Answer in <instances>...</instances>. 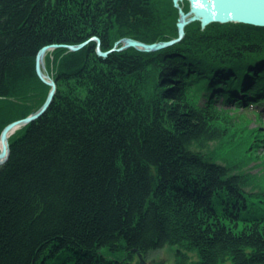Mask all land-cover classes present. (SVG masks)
<instances>
[{
    "label": "trees",
    "instance_id": "1",
    "mask_svg": "<svg viewBox=\"0 0 264 264\" xmlns=\"http://www.w3.org/2000/svg\"><path fill=\"white\" fill-rule=\"evenodd\" d=\"M178 20L173 0H0V133L46 100L43 46L171 40ZM186 27L153 52H47L54 101L0 165V264H144L172 244L178 264H264V182L245 168L264 133L241 115L264 101V27Z\"/></svg>",
    "mask_w": 264,
    "mask_h": 264
},
{
    "label": "water",
    "instance_id": "2",
    "mask_svg": "<svg viewBox=\"0 0 264 264\" xmlns=\"http://www.w3.org/2000/svg\"><path fill=\"white\" fill-rule=\"evenodd\" d=\"M173 1L174 6L179 9V20L177 23L179 35L174 37V39L148 43L131 36L122 37L118 40L115 46L108 51L102 50V42L98 36L89 38L87 41L76 45L54 43L43 46L36 55V67L39 77L50 85L51 89L45 98V102L36 109L35 112H32L24 118L15 119L3 128L0 133V165H3L10 157L11 145L9 140L14 132L44 115L54 101L58 88L56 79H54L47 71L46 54L48 51L60 47H68L70 50L76 51L87 45L88 41L96 40V42H98L97 52L104 57H107L112 51L125 50L131 47H135L140 51L153 52L155 50H161L165 47L175 45V43L184 40L186 26L197 20L201 22V27L203 29H206L207 25L211 23L218 22L222 24L241 22L248 25L264 27V0H188L190 5L188 11L182 6L184 0Z\"/></svg>",
    "mask_w": 264,
    "mask_h": 264
},
{
    "label": "rangeland",
    "instance_id": "3",
    "mask_svg": "<svg viewBox=\"0 0 264 264\" xmlns=\"http://www.w3.org/2000/svg\"><path fill=\"white\" fill-rule=\"evenodd\" d=\"M187 1L188 0H184L182 3V6H184V8L185 5H187ZM234 105V103L226 104L225 107L229 110H232V107ZM237 108L243 109V106H239ZM254 108L258 110V114H255L254 110L252 111V109ZM241 115H246L248 117V126H250L251 128L258 127L264 133V101L257 102L254 105L249 104L248 107L244 109V111L241 113ZM258 143H264V140L259 141ZM245 161H247V165L245 167L246 170L250 171L252 174L258 175L259 178H257L261 182H264V146L257 145L254 152L252 153V157L246 158ZM179 249H181V247H179L178 245H166L161 247L160 249L151 250V252L146 255H140L139 258L144 261V264H178L177 252ZM188 254L190 261H195L196 259H199L196 250L188 251Z\"/></svg>",
    "mask_w": 264,
    "mask_h": 264
},
{
    "label": "bare ground",
    "instance_id": "4",
    "mask_svg": "<svg viewBox=\"0 0 264 264\" xmlns=\"http://www.w3.org/2000/svg\"><path fill=\"white\" fill-rule=\"evenodd\" d=\"M50 74V73H49ZM51 75V74H50Z\"/></svg>",
    "mask_w": 264,
    "mask_h": 264
}]
</instances>
